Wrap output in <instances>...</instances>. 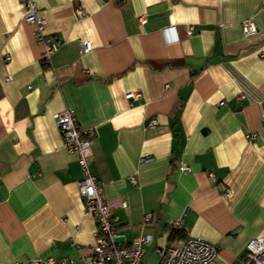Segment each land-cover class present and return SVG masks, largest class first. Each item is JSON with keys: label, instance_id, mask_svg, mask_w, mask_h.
<instances>
[{"label": "crops", "instance_id": "crops-1", "mask_svg": "<svg viewBox=\"0 0 264 264\" xmlns=\"http://www.w3.org/2000/svg\"><path fill=\"white\" fill-rule=\"evenodd\" d=\"M30 1L59 46L41 63L26 0H0V264L91 252L95 219L54 119L66 108L96 130L89 168L118 230L151 237L142 264L178 219L235 264L264 236V0Z\"/></svg>", "mask_w": 264, "mask_h": 264}, {"label": "built area", "instance_id": "built-area-1", "mask_svg": "<svg viewBox=\"0 0 264 264\" xmlns=\"http://www.w3.org/2000/svg\"><path fill=\"white\" fill-rule=\"evenodd\" d=\"M26 13L23 20L35 26V35L42 45L40 62L45 64L51 55L57 51L58 43L47 39L43 34L44 18L37 13L35 4L26 0ZM78 15H84L81 8H77ZM144 18L140 17V22ZM188 27L187 31L190 32ZM241 30L244 36H251L257 32L256 24L252 17L241 21ZM89 42H80L81 52L90 50ZM8 60L9 56L6 55ZM8 79V77H6ZM138 94L128 92L125 98H135ZM222 104V102H221ZM57 128L62 134L64 145L69 153L75 154L81 170V177L77 180V190L84 202L85 213L95 219L93 230L94 243L89 255L83 258L82 264H142L145 254V245L151 241L147 234H140L127 242L124 235L118 230L111 215V204L103 196L102 186L96 176L90 171L89 162L91 147L96 136L94 127H82L75 116L73 108H66L54 115ZM152 120L149 125H154ZM254 133L248 135L249 141L254 138ZM181 172H188L189 166L181 162ZM133 181V178L131 177ZM125 205L121 202V206ZM150 219L147 214L145 221ZM181 228V219L168 224L169 232ZM157 258L155 264H220L216 261L217 250L214 244L199 238L187 236L180 241H170L154 250ZM27 264H75L68 256H45L26 259ZM235 264H264V236L250 238L244 248L242 257Z\"/></svg>", "mask_w": 264, "mask_h": 264}, {"label": "trees", "instance_id": "trees-1", "mask_svg": "<svg viewBox=\"0 0 264 264\" xmlns=\"http://www.w3.org/2000/svg\"><path fill=\"white\" fill-rule=\"evenodd\" d=\"M185 237V234L180 231L179 229L178 230H172L170 231V234H169V242L170 241H176L177 239L179 238H184Z\"/></svg>", "mask_w": 264, "mask_h": 264}]
</instances>
